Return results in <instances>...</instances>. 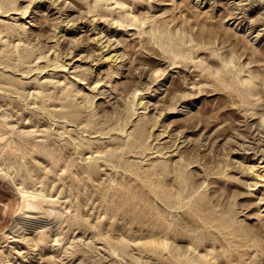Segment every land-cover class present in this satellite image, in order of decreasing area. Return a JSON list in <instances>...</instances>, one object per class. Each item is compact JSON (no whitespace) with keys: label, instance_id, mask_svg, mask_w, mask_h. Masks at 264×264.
Wrapping results in <instances>:
<instances>
[{"label":"rangeland","instance_id":"374dc122","mask_svg":"<svg viewBox=\"0 0 264 264\" xmlns=\"http://www.w3.org/2000/svg\"><path fill=\"white\" fill-rule=\"evenodd\" d=\"M262 157L264 0H0V264H264Z\"/></svg>","mask_w":264,"mask_h":264},{"label":"bare ground","instance_id":"6f19581e","mask_svg":"<svg viewBox=\"0 0 264 264\" xmlns=\"http://www.w3.org/2000/svg\"><path fill=\"white\" fill-rule=\"evenodd\" d=\"M135 17H137V15ZM150 28H153V27H150ZM156 30H158V29L156 28L155 31ZM96 38L102 41V46L99 48V51L98 52L101 55V57L103 58V60H105V61L106 60H109V61L110 60L111 61H115L116 60L117 61L118 59H120L119 58L120 57V53H119L118 47L116 45L117 44L116 42L111 41V39L104 38V36H102V35H97ZM249 171H250L249 173H251L252 176H254L256 178L257 183L264 182V158L263 157L260 158L258 160L257 167L256 168L254 167L252 169H249ZM33 199H35V198H33ZM28 205H29L28 207H30V206L35 207L36 206L33 203H31V202H29Z\"/></svg>","mask_w":264,"mask_h":264}]
</instances>
